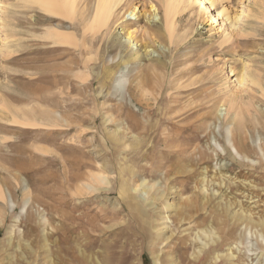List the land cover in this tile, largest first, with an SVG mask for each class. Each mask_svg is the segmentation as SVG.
I'll use <instances>...</instances> for the list:
<instances>
[{
	"label": "rangeland",
	"instance_id": "obj_1",
	"mask_svg": "<svg viewBox=\"0 0 264 264\" xmlns=\"http://www.w3.org/2000/svg\"><path fill=\"white\" fill-rule=\"evenodd\" d=\"M61 1L0 0V264H264V0L172 36L162 0L94 34Z\"/></svg>",
	"mask_w": 264,
	"mask_h": 264
},
{
	"label": "bare ground",
	"instance_id": "obj_2",
	"mask_svg": "<svg viewBox=\"0 0 264 264\" xmlns=\"http://www.w3.org/2000/svg\"><path fill=\"white\" fill-rule=\"evenodd\" d=\"M205 1L209 2L208 8H211L214 4L213 0H205ZM31 2L36 4V6H38L39 9H41V11H43L44 13H47V14L68 17L69 19H71L72 15H73V14L71 15V12L69 9L70 6L67 5L69 7L68 8L69 10L66 12V9L63 7L64 4L62 1L60 3V0H59V2H54L52 0L51 1L50 0H31ZM119 2H120V0H97V2H96L97 4H96L92 19H91V21L87 27L88 29L86 30V27H85V30L86 31L91 30L94 34V32L96 33L98 31H100L103 27H105V25L108 23L110 17H112L113 9H115V7L118 5ZM162 2H163V7H164L163 8V10H164L163 11V19H164L165 30H167V32L171 35V34H173L171 32H172L173 26H174V16H175L174 6H177V4L182 3L183 0H162ZM224 7L221 10L215 11V13L213 15V19L216 20L218 17H224L223 22L229 21L228 25L230 27H232L234 25V22L232 19H230L229 15H228V13ZM152 10L154 11V13L152 15V20L156 21V20H158V18H157V15L155 13V5L153 6ZM70 37L71 36H69L67 38H60V40L62 42H66L69 45H71L74 42V40H72ZM241 76H243V75H241ZM242 79H243L242 77H241V79H238L237 83L241 84L243 81ZM232 102H234V101L232 100Z\"/></svg>",
	"mask_w": 264,
	"mask_h": 264
}]
</instances>
